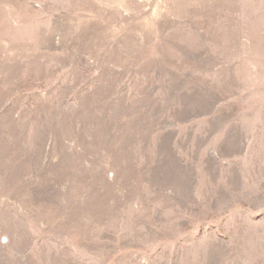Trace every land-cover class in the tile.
<instances>
[{"label": "rangeland", "instance_id": "374dc122", "mask_svg": "<svg viewBox=\"0 0 264 264\" xmlns=\"http://www.w3.org/2000/svg\"><path fill=\"white\" fill-rule=\"evenodd\" d=\"M0 264H264V0H0Z\"/></svg>", "mask_w": 264, "mask_h": 264}]
</instances>
